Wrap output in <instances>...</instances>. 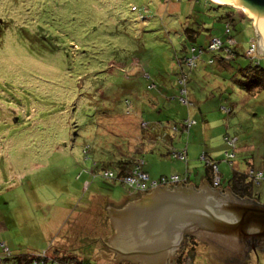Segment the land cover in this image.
Returning a JSON list of instances; mask_svg holds the SVG:
<instances>
[{"label":"rangeland","instance_id":"rangeland-1","mask_svg":"<svg viewBox=\"0 0 264 264\" xmlns=\"http://www.w3.org/2000/svg\"><path fill=\"white\" fill-rule=\"evenodd\" d=\"M206 3L0 0L1 256L8 250L35 255L49 248L78 255L72 248L81 245V264H123V258L116 260L97 239L101 226L110 223L106 205L120 207L130 188L97 174L113 155L141 157L144 168L156 176L189 167L195 178L206 171L207 153L218 161L223 183L233 167L250 171L246 160L254 158L255 169L262 166L263 90L257 95L262 98L258 114L240 119L238 132H244L235 147L225 139L218 110L208 130L200 104L182 100L178 81L183 72L198 75L188 83V101L196 86L217 90L221 84L223 90L238 91V67L251 62L246 50L258 39L253 17L246 13L251 23L240 12L242 18L237 17L232 29L242 50L234 63L237 69L219 74L214 70L217 63L208 62L211 50L198 55L199 67L180 63L187 26L200 31L197 48L206 45L211 34L224 35L218 17L228 7ZM187 119L196 121L189 132L181 129ZM185 147L188 163L172 153ZM232 150L234 166L225 158ZM206 183L221 195L230 190ZM255 190L264 203V179ZM103 234L109 235V228ZM208 249L190 238L180 254H190L187 264H214L208 261ZM250 251L244 264H264V250Z\"/></svg>","mask_w":264,"mask_h":264},{"label":"water","instance_id":"water-1","mask_svg":"<svg viewBox=\"0 0 264 264\" xmlns=\"http://www.w3.org/2000/svg\"><path fill=\"white\" fill-rule=\"evenodd\" d=\"M243 2L264 10V0ZM222 4L244 10L234 3ZM253 26L258 49L264 54L255 19ZM106 206L116 229L110 239V251L116 259L135 264H174L177 251L189 236L210 243L207 258L214 264H231L236 258H247L251 249L264 250V204L243 200L230 190L221 195L207 183L199 189L189 185L155 189L116 210Z\"/></svg>","mask_w":264,"mask_h":264},{"label":"trees","instance_id":"trees-1","mask_svg":"<svg viewBox=\"0 0 264 264\" xmlns=\"http://www.w3.org/2000/svg\"><path fill=\"white\" fill-rule=\"evenodd\" d=\"M191 1V0H188ZM196 1H200V0H196ZM208 5H212V3L218 5V6H225L228 7V10L224 13L219 15L218 19L223 23V37L218 36L217 34H211L209 36V41L206 45H200L197 46L194 45V42L197 41L200 31L199 29L193 27V26H187L185 28V32H186V36L184 38L185 42L183 44V46L181 47V51L183 52V56L182 57H177L178 60L180 61V63H188V59L191 58L192 56H194V65H190V67L193 69L195 67H197L198 62H197V58L198 55L202 54L205 50H211L214 51V55L210 57V59L208 60L209 63L211 64H215L216 62L220 61V62H226V64H231L232 66L235 63V60H237V55H240V52L242 51L240 49V45L239 42H237V38L236 36L233 34V28L236 26V24L238 23L237 17L242 18V15H244V19L249 20L252 23V20L249 16L246 15V13L239 9L236 8L232 5H223L221 3L215 2L214 0H205ZM206 3V4H207ZM242 15H241V13ZM189 38V39H188ZM213 38H219L221 40V44L218 48L216 49H210L209 45L212 41ZM231 39H235L234 43H231L230 40ZM253 40V39H252ZM255 40V39H254ZM252 43V41H251ZM250 43V45H251ZM250 45L248 47V49L250 48ZM238 48V49H237ZM194 49V50H193ZM246 50V54L247 51ZM245 52V51H243ZM250 57V63L246 66L243 65H239L238 70L239 75L241 76V80L239 81V83L241 84V88L244 89L246 92L254 94L257 91L260 90H264V64L263 61L261 60L260 63H257L256 60L257 58H259V55L256 53L254 56L247 54ZM239 62V61H238ZM237 68V66H236ZM183 81V82H182ZM179 84L181 86V90L184 88L186 91L185 92H180L181 95H184V99L182 98V100L184 102L187 103H192V101H188L185 98V94H187L188 89V83L190 82V75H188L187 73L183 72V74L179 77ZM226 112H229V110H226ZM195 120H183L181 123V129L183 131H187L189 132V130L191 129V127L195 124ZM174 130H178V124L174 125ZM229 137V138H235L236 136L233 134H225V139ZM236 141L234 143V145H230L232 147H235L236 142L238 141V136L236 137ZM227 141V140H226ZM186 147L184 149H181L180 151H176V152H172L173 156L179 160H185L186 162L188 161L187 159V151L185 150ZM85 155L88 156V152H87V147L84 149ZM183 152L185 153V158H180L177 156V153ZM229 152V151H227ZM230 152H233L230 151ZM170 153V152H169ZM112 156V155H111ZM235 156V155H234ZM226 160L228 162V164L230 166H234V162H233V157L232 158H228V156L226 157ZM140 160H143L141 157H130V156H112L111 158H109L108 161L104 162L102 164L101 167H99V172L97 174H100L101 176L107 178L108 180L111 181H119L122 182L123 184L127 185L128 187H130L125 181H124V177L128 174V172L137 164H139ZM209 160L215 162L218 165V161H216L213 158H210ZM247 164H248V160ZM95 166H98V163L94 162ZM113 166V167H110ZM252 167V166H251ZM114 168V169H113ZM144 168V167H143ZM219 168V165H218ZM145 170V168H144ZM146 171V170H145ZM263 171L264 172V166L260 169H255L254 167L251 168V170L247 171H241L238 170L236 168L233 167V173L230 176V178L227 179V181H225L223 183V176L222 173L220 172V168H219V175H220V181L219 184L217 186H215L218 189L223 190L224 188H229L233 194H235L236 196L240 197V198H252L255 199L256 201H258L259 198V192L255 190V185L256 184H261V181L264 179V176L262 178H258L257 177V173ZM181 179V181L185 180V182H193L196 180V178L192 179L191 177V171L187 170V172H185L183 175L180 174L178 175ZM214 172H213V168L211 165H209V163L207 162L206 165V171L204 174V178L213 185V179H214ZM193 180V181H192ZM195 187L198 188L199 187V183L197 181H195ZM129 190H132L134 192H148L150 191V188L141 191V190H136L132 187L129 188ZM125 199V198H124ZM122 205V204H121ZM109 226V227H108ZM107 226V224H103L101 227V235H99V237L97 239H99L98 242H102V241H106L109 240V237L112 236L113 234V228L111 226V220L109 225ZM108 229L109 228V235L107 234H103L104 233V229ZM191 239H193L194 241L197 240V238L191 236ZM88 242H90V240H84L82 246H84V244H86ZM107 249V248H106ZM54 250V251H53ZM51 250L52 254L49 253V249L43 250L41 252H39V254H31V253H12L10 252V250H8V253L2 254L3 259L5 262H8L9 264H81V260H80V256L84 254V252H82L81 250V245L78 248H72V251H74V253H77L78 255H74V254H59L57 249H53ZM110 254L116 258V254L110 251ZM1 256V255H0ZM188 256H190V254H180L178 256V258L176 259L175 264H187V258ZM116 260H120V259H116ZM126 262L128 264H135L133 262H130L128 260H125L123 264H126ZM115 264H120V263H115Z\"/></svg>","mask_w":264,"mask_h":264},{"label":"crops","instance_id":"crops-1","mask_svg":"<svg viewBox=\"0 0 264 264\" xmlns=\"http://www.w3.org/2000/svg\"><path fill=\"white\" fill-rule=\"evenodd\" d=\"M259 52L262 54V51L259 50ZM202 62H204V60H202ZM216 63H217V69H215L216 68L215 67L214 70L219 72V74H221V75H224L225 72H230V71L232 72L234 69H237L236 68V66H237L236 64H235V66L234 65L232 66L231 64L227 65L226 62L218 61ZM197 67H199V65ZM214 70H213V76L216 75V71H214ZM203 71L204 72L208 71V68H204ZM202 75L199 76V79L202 78ZM192 78L198 79V75L195 74V72H192V77L190 76V83L193 81ZM238 84L239 83H237V85ZM222 88L223 87H222L221 84L217 87V90L215 88L205 89V88L197 87V86L196 87H192L190 89V91H189V96H190L189 98H190V100L192 102L196 101L197 104H200V105H198V110H199V113L201 115V118L205 121L204 122V128L208 127L207 129L208 130L210 129L209 124H211V122H213V123L215 122V120L218 117L217 113L219 112V113H221L222 118H223V125L222 126L225 129V132H226L225 134H233L235 136H238V140H241L242 133L244 131L238 132L240 130L239 128L243 127L242 123L240 122V119L241 118H245V117H249L250 116L249 114H258V113H256V111L259 112V106H260L259 104L262 102L261 101L262 98H260L261 100H259V98H257V95L262 90L261 91H257L254 94H251V93L246 92L241 87L236 92H235L234 87H231L227 91L223 90ZM216 96H218L220 98L219 102L216 101ZM259 97H262V94H260ZM263 100H264V96H263ZM225 109L229 110V112H226ZM216 110H218V112H215ZM221 110L226 114V116H225V114H223L221 112ZM195 115H198V113L195 112ZM235 116H237V120L234 121V117ZM210 139H211V137L209 138V140ZM185 150L187 151V156H188L187 148ZM206 154H203V155H205L207 157ZM217 157L219 159L220 158V154L217 155ZM208 158H209V156H208ZM213 159H215V158H213ZM187 163H188V161H187ZM248 166H249V168L256 167V162H255L254 158H252L251 161L250 160L248 161ZM263 166H264V161H263V164H262V166L260 168H262ZM186 168L188 170H190L189 167H186ZM186 168H185L184 171L182 170L180 172H177L173 168V169H170L169 171H166L165 173L162 172L160 176L152 175L150 170H148L146 168H145V170L149 174V176H153L152 178L156 179V178H160L161 176H170V175H173V174H177V175L182 174L183 175L185 172H187ZM192 173H193V171H191V176H192ZM191 178L194 179L193 176ZM195 178H196L195 181H197L199 183V188L202 187V183H206L207 182V180L204 178V175H202L201 177H195ZM195 181L189 182L188 185L189 186H194V188H196L195 187ZM134 193H136V192H134L132 190H129L127 197L133 195ZM93 195H97V194H93ZM260 199H261V197L259 196L257 202L264 204L263 202L260 201ZM121 200H124V199H121ZM119 202H121V201L119 200ZM197 239L199 241H201V242H204V244L207 245L208 248H209L210 243L208 241H204V240H202L200 238H197ZM51 252L52 251L49 248V253H51ZM250 253H251V251H250ZM176 259H177V255H176L175 260ZM175 262L176 261H174V264H175Z\"/></svg>","mask_w":264,"mask_h":264},{"label":"built area","instance_id":"built-area-1","mask_svg":"<svg viewBox=\"0 0 264 264\" xmlns=\"http://www.w3.org/2000/svg\"><path fill=\"white\" fill-rule=\"evenodd\" d=\"M231 43L235 42V39H231L230 40ZM221 44V40L219 38H213L209 48L210 49H216L220 46ZM194 50V49H193ZM257 53V46H256V42L255 40H252V43L250 45V48L247 51V54L254 56ZM194 56H192L191 58L188 59V63L190 65H194ZM264 58V57H263ZM257 63L261 62V57L257 58L256 60ZM183 82V81H182ZM186 90L183 88L181 90V92H185ZM227 142L230 145H234L235 141L237 140L236 137L235 138H226ZM228 158H232L235 155V152H226ZM177 156L180 158H185V153L180 152L177 153ZM207 162L209 163V165L212 166L213 168V172H214V179H213V184L215 186H217L219 184L220 181V175H219V168L218 165L211 161V160H207ZM144 162L143 160H140L139 164L135 165L129 172L128 174L124 177V181L132 188L136 189V190H141L144 191L148 188H155L161 185H167V184H177L179 182H181V179L178 175L174 174L171 176H162L160 178L157 179H151L149 177V174L144 170L143 168ZM264 176V172L260 171L257 173V177L258 178H262ZM185 181V180H183ZM0 264H9L8 262H5L3 257L0 256Z\"/></svg>","mask_w":264,"mask_h":264},{"label":"flooded vegetation","instance_id":"flooded-vegetation-1","mask_svg":"<svg viewBox=\"0 0 264 264\" xmlns=\"http://www.w3.org/2000/svg\"><path fill=\"white\" fill-rule=\"evenodd\" d=\"M183 185H185V184H178V185H173V186L172 185H168V186H158L157 188H154V189H152V190H150L148 192H141V193L140 192H136L133 195L125 198L124 200H121L120 199L121 204H122V205L120 204V207H122L125 204L130 203L132 201H138V200L142 199L145 195L149 194L150 192H152L155 189H165V188L166 189H174V188H179V187H181ZM120 207L113 208V209L116 210V209H119ZM106 210H107V212H108L107 214H108V216L110 218V216H111V210L108 211V208ZM110 220H111V218H110ZM112 228H113V234H112L111 237H113L114 234H115V232H116V229L113 226H112ZM111 237H109V240H107V242L106 241H102L101 242L104 245V247L107 248L108 250H110V247H111V241H110ZM193 237L197 238L196 236H193ZM190 238H191V236L188 237L186 243L183 244V246L181 247V249L179 251H177V255H179L184 250V248L188 244V241L190 240ZM111 252H113V251H111ZM247 258H245L244 260H240L239 258H236L231 264H244L246 262V259Z\"/></svg>","mask_w":264,"mask_h":264},{"label":"bare ground","instance_id":"bare-ground-1","mask_svg":"<svg viewBox=\"0 0 264 264\" xmlns=\"http://www.w3.org/2000/svg\"><path fill=\"white\" fill-rule=\"evenodd\" d=\"M218 3H234L237 6H241L244 8L249 15H251L257 22L259 30L263 37V45H264V10H259L256 8L249 7L244 4L243 0H215Z\"/></svg>","mask_w":264,"mask_h":264},{"label":"clouds","instance_id":"clouds-1","mask_svg":"<svg viewBox=\"0 0 264 264\" xmlns=\"http://www.w3.org/2000/svg\"><path fill=\"white\" fill-rule=\"evenodd\" d=\"M256 42V46H257V41H255ZM257 54L259 55V57L260 56H263L264 57V54H261L260 52H259V49H258V46H257ZM203 158L204 159H206V160H209V158L208 157H206L205 155H203ZM143 162H144V160H143ZM143 167H144V165H143ZM174 175V174H173ZM177 175V174H176ZM171 176V175H170ZM150 177V176H149ZM162 177V176H161ZM151 179H154V178H151ZM157 179V178H156ZM188 183L189 182H185V181H181V182H179V183H177V184H167V185H161V186H168V185H178V184H185V185H188ZM214 185V184H213ZM215 186V185H214ZM155 188H157V187H155ZM152 189H154V188H151L150 190H152ZM235 195V194H234ZM236 196V195H235ZM236 197H238V196H236ZM254 201H255V199H254ZM257 202V201H256ZM176 261V260H175Z\"/></svg>","mask_w":264,"mask_h":264}]
</instances>
